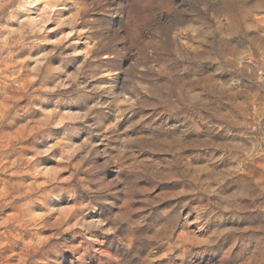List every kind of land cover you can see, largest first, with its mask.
<instances>
[{"label": "clouds", "instance_id": "1", "mask_svg": "<svg viewBox=\"0 0 264 264\" xmlns=\"http://www.w3.org/2000/svg\"><path fill=\"white\" fill-rule=\"evenodd\" d=\"M0 264H264V0H0Z\"/></svg>", "mask_w": 264, "mask_h": 264}]
</instances>
